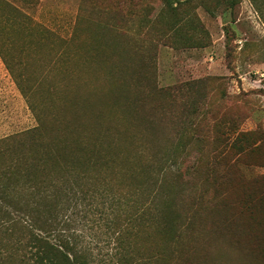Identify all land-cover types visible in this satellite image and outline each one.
Here are the masks:
<instances>
[{"label":"rangeland","instance_id":"374dc122","mask_svg":"<svg viewBox=\"0 0 264 264\" xmlns=\"http://www.w3.org/2000/svg\"><path fill=\"white\" fill-rule=\"evenodd\" d=\"M182 1L178 31L201 35V46L169 43L175 31L169 29L171 13L163 0H0V137L34 127L36 113L46 129L74 115L103 136L100 147L114 157L116 168L151 163L152 169L164 162L183 127L186 150L171 156L163 180L179 212L184 201L179 185L196 175L203 151L228 144V132L256 130L262 165L245 164L248 156L238 157L236 149L226 157L237 158L244 177L260 180L264 0H240L231 9L211 12L201 6L210 0ZM198 24L203 33L192 28ZM213 122L217 142H212ZM129 181L115 176L110 183L122 189ZM151 181L144 179L136 193L98 187L64 200L56 210L62 239L86 248L95 264H138L134 261L152 249L160 219L159 198L150 200ZM212 196H204L202 223L195 219L196 230L184 235L191 236L182 263H258L242 244L262 237L264 214L254 210L251 221L233 211V222H225L231 212L211 208ZM182 244L178 241L176 249ZM177 252L170 264L181 263Z\"/></svg>","mask_w":264,"mask_h":264},{"label":"trees","instance_id":"16d2710c","mask_svg":"<svg viewBox=\"0 0 264 264\" xmlns=\"http://www.w3.org/2000/svg\"><path fill=\"white\" fill-rule=\"evenodd\" d=\"M163 1L171 13L169 29L175 31L169 43L174 47L201 46V35L198 38L182 36L178 31L181 18L177 17L176 12L181 0ZM210 1L211 5H201L207 12L231 9L240 0ZM112 23L115 24L114 21ZM192 28L204 32L200 24ZM18 88L25 96L19 84ZM189 110L191 113L188 114L192 115L195 107L191 105ZM76 117L70 115L67 120L58 119L55 129H46L45 120L36 113L37 123L34 127L0 137V264H95L90 260L86 248L79 246L77 249L73 241L62 239L56 210L64 200L77 194L84 196L98 187L102 191L111 189L116 193L131 194L143 188L141 184L144 179L152 180L150 200L159 198L160 203L156 207H159L160 219L156 225V239L151 243L152 249L145 252L144 260L139 258L134 261L138 264H170L176 250L177 256L183 257L181 263L177 264H183L184 255L188 252L186 243L191 236L184 235L196 230L195 219H198L197 223H202L204 211H200L206 204L204 196L208 192L213 195L211 208L217 211L224 207L225 212L230 210L231 214L225 215V222H233V211L246 214L251 221H254V210L260 209L264 214V173L260 175V180L246 178L237 166V158L226 157L236 149L238 157L248 156L245 164L262 165V161H258L262 150L261 137H258L256 130L228 132V138H232L228 144L214 145L208 151H203V158L193 170L196 175L187 177L179 185L184 201L180 205L182 209L177 212L169 186L163 180L166 167L176 155L186 150L183 127H179L176 144L163 154L164 162H157L152 169L151 163L137 167L123 164L116 168L112 164L114 157L100 147L103 136L83 126ZM215 123H212L213 126ZM215 127L212 142H217L220 136L218 124ZM187 134L188 141L190 134ZM115 176H127L130 181L123 184L121 189L120 185L110 183ZM228 194L236 196L230 200ZM160 207L164 208V212ZM214 220L211 224L219 222L214 223ZM6 232H9L8 238L3 235ZM261 233V238L242 244L258 261L255 264H264V228ZM156 240L161 242L158 247ZM182 240L184 244L176 249L175 244ZM136 242L134 238L133 243ZM138 256L141 257L140 252Z\"/></svg>","mask_w":264,"mask_h":264}]
</instances>
